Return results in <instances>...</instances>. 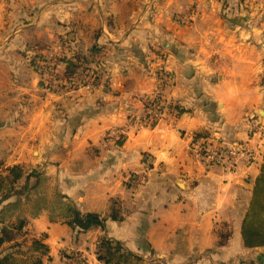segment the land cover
<instances>
[{"label":"crops","instance_id":"crops-1","mask_svg":"<svg viewBox=\"0 0 264 264\" xmlns=\"http://www.w3.org/2000/svg\"><path fill=\"white\" fill-rule=\"evenodd\" d=\"M77 52L102 85L54 92ZM158 92L165 116L148 125L144 100ZM243 144L252 163L203 157ZM0 156L1 176L39 173L0 225L27 219L28 244L49 246L44 264H99L106 235L140 264H264V0H0ZM112 201L123 217L103 229L66 223L70 202L107 215Z\"/></svg>","mask_w":264,"mask_h":264},{"label":"trees","instance_id":"trees-1","mask_svg":"<svg viewBox=\"0 0 264 264\" xmlns=\"http://www.w3.org/2000/svg\"><path fill=\"white\" fill-rule=\"evenodd\" d=\"M29 50V49H28ZM32 66L39 71L41 84H45L43 79L48 67L45 55L32 54L30 57ZM66 67L61 74L55 78L51 88L55 91H62L82 67L91 77H101L102 68L99 65L92 67V61L86 59L82 54L74 55L73 59L64 58ZM95 62V61H94ZM162 95V94H161ZM122 138L116 139V144H120ZM2 163L0 161V168ZM6 176L0 175V207L11 197L19 198L29 193L31 187L29 179L37 176L38 171L26 170L22 165L10 167ZM145 182V178L144 181ZM142 182V183H143ZM123 215L119 209L118 201H112L111 212L102 215L98 212H83L76 203L70 202L67 207L66 223L76 232H88L98 228H105L109 219L121 220ZM27 226V219H20L17 223L0 225V264H44V258L48 256L49 246L43 239L29 240L23 237L22 231ZM227 236L224 235L221 242H225ZM97 255L104 264H140L143 260L141 256L130 251L123 242L104 236L98 244ZM243 264H255L248 261Z\"/></svg>","mask_w":264,"mask_h":264},{"label":"built area","instance_id":"built-area-1","mask_svg":"<svg viewBox=\"0 0 264 264\" xmlns=\"http://www.w3.org/2000/svg\"><path fill=\"white\" fill-rule=\"evenodd\" d=\"M99 80H101L99 79V77H91L89 74L87 75V73H84L83 76H80L79 78H76L74 81H72V83H69L66 88L74 89L75 87H79L81 85H86L89 89L98 88L102 85V82H100ZM52 83L53 81L48 85H51ZM161 94V92H158L144 100V113L141 120L148 125H153L161 121L165 116L164 110L166 104ZM252 126L255 133L258 134L261 131L260 122L252 120ZM203 157L209 165L235 168L238 165L239 159H245L247 163H252L256 159V151L252 147L244 144L241 146H221L214 150L203 151ZM147 170L148 163L145 164V168H143V172L140 175H144ZM143 181L144 179L142 180V182ZM68 258L65 261V264H88V262L85 263V261L83 263V258H80L77 255H72Z\"/></svg>","mask_w":264,"mask_h":264},{"label":"rangeland","instance_id":"rangeland-1","mask_svg":"<svg viewBox=\"0 0 264 264\" xmlns=\"http://www.w3.org/2000/svg\"><path fill=\"white\" fill-rule=\"evenodd\" d=\"M0 161H1V163H2V165H1V167L4 165V159H3V157H1L0 156ZM76 255V254H75ZM77 256H79L80 258H83L81 255H77ZM66 257H67V254H66ZM71 257V256H70ZM68 258V257H67ZM69 259V258H68ZM67 260V259H66ZM99 264H104L102 261H99Z\"/></svg>","mask_w":264,"mask_h":264},{"label":"water","instance_id":"water-1","mask_svg":"<svg viewBox=\"0 0 264 264\" xmlns=\"http://www.w3.org/2000/svg\"><path fill=\"white\" fill-rule=\"evenodd\" d=\"M180 184H182V183H180Z\"/></svg>","mask_w":264,"mask_h":264}]
</instances>
